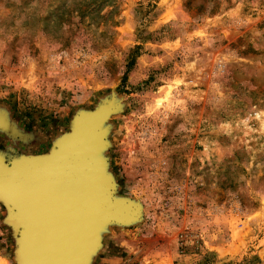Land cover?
Returning <instances> with one entry per match:
<instances>
[{
	"label": "rangeland",
	"instance_id": "1",
	"mask_svg": "<svg viewBox=\"0 0 264 264\" xmlns=\"http://www.w3.org/2000/svg\"><path fill=\"white\" fill-rule=\"evenodd\" d=\"M102 116L130 215L85 264H264V0H0V158ZM0 199V264H21Z\"/></svg>",
	"mask_w": 264,
	"mask_h": 264
},
{
	"label": "water",
	"instance_id": "2",
	"mask_svg": "<svg viewBox=\"0 0 264 264\" xmlns=\"http://www.w3.org/2000/svg\"><path fill=\"white\" fill-rule=\"evenodd\" d=\"M102 116L79 118L48 155L0 158V199L14 214L21 264H85L97 243V226L130 215L113 202L99 166Z\"/></svg>",
	"mask_w": 264,
	"mask_h": 264
},
{
	"label": "crops",
	"instance_id": "3",
	"mask_svg": "<svg viewBox=\"0 0 264 264\" xmlns=\"http://www.w3.org/2000/svg\"><path fill=\"white\" fill-rule=\"evenodd\" d=\"M20 156H22V155H20ZM20 156H18V157H20ZM32 156H36V155L33 154Z\"/></svg>",
	"mask_w": 264,
	"mask_h": 264
},
{
	"label": "bare ground",
	"instance_id": "4",
	"mask_svg": "<svg viewBox=\"0 0 264 264\" xmlns=\"http://www.w3.org/2000/svg\"><path fill=\"white\" fill-rule=\"evenodd\" d=\"M99 143H100V141H99ZM97 227H99V228H100V226H97Z\"/></svg>",
	"mask_w": 264,
	"mask_h": 264
}]
</instances>
